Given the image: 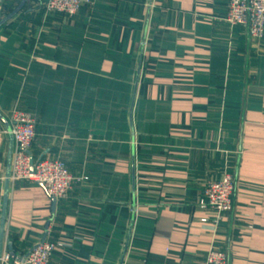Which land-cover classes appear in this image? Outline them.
I'll use <instances>...</instances> for the list:
<instances>
[{"label": "crops", "instance_id": "crops-1", "mask_svg": "<svg viewBox=\"0 0 264 264\" xmlns=\"http://www.w3.org/2000/svg\"><path fill=\"white\" fill-rule=\"evenodd\" d=\"M227 5L92 0L69 17L0 0L1 254L62 240L50 264H202L211 247L264 264V36L229 27ZM13 108L33 157L81 178L54 203L28 181L5 191ZM224 169L232 207L212 230L197 201Z\"/></svg>", "mask_w": 264, "mask_h": 264}, {"label": "built area", "instance_id": "built-area-1", "mask_svg": "<svg viewBox=\"0 0 264 264\" xmlns=\"http://www.w3.org/2000/svg\"><path fill=\"white\" fill-rule=\"evenodd\" d=\"M45 13L72 16L84 2L92 0H37ZM229 26L246 27L249 37L260 40L264 36V0H228L223 18ZM9 134L14 143L8 180L10 183L28 181L42 185L48 198L62 199L72 185L81 178L73 176L60 159L34 158L31 147L35 138L34 120L30 113L13 108L10 111ZM233 175L224 169L219 179L209 181L203 187L197 207L210 210L215 216L209 228L214 230L221 216L232 207ZM209 224L206 218L200 219ZM70 244L62 240H44L34 245L22 262L11 260L7 253L0 255V264H50L51 255L57 249L66 250ZM202 264H227L224 251L211 247Z\"/></svg>", "mask_w": 264, "mask_h": 264}, {"label": "water", "instance_id": "water-1", "mask_svg": "<svg viewBox=\"0 0 264 264\" xmlns=\"http://www.w3.org/2000/svg\"><path fill=\"white\" fill-rule=\"evenodd\" d=\"M24 1V0H23ZM22 5V4H21ZM21 5H19V7L21 6ZM18 7V8H19ZM18 9H16L15 11H13L10 15H8L5 19H3L1 22H3V21H5V20H7L9 17H11V15L12 14H14L16 11H17ZM8 130H9V127H8ZM10 160H11V151H9V154H8V169H7V173H6V179H5V191H7V186H8V182H9V180H8V177H9V168H10ZM52 200V203H54V201H55V199H51ZM7 254H8V256L11 258V259H15V255L13 254V252H12V248H11V245L9 244L8 246H7ZM29 252V251H28ZM28 252H27V254H28ZM27 254L23 257V258H20V259H16V261H18V262H22L23 260H24V258L27 256ZM0 255H1V250H0Z\"/></svg>", "mask_w": 264, "mask_h": 264}]
</instances>
